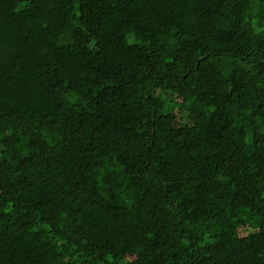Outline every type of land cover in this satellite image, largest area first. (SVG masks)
I'll return each mask as SVG.
<instances>
[{
  "label": "trees",
  "instance_id": "16d2710c",
  "mask_svg": "<svg viewBox=\"0 0 264 264\" xmlns=\"http://www.w3.org/2000/svg\"><path fill=\"white\" fill-rule=\"evenodd\" d=\"M0 264H264V0H0Z\"/></svg>",
  "mask_w": 264,
  "mask_h": 264
}]
</instances>
